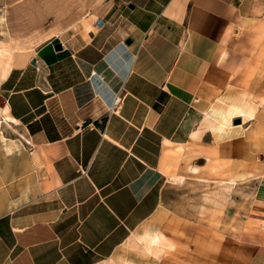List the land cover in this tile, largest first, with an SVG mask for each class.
<instances>
[{
    "label": "crops",
    "instance_id": "obj_1",
    "mask_svg": "<svg viewBox=\"0 0 264 264\" xmlns=\"http://www.w3.org/2000/svg\"><path fill=\"white\" fill-rule=\"evenodd\" d=\"M1 3L0 264H253L264 253V209L214 225L177 211L173 190L181 198L214 163L235 162L238 127L219 130L218 118L264 47V0ZM139 231L149 255L129 249Z\"/></svg>",
    "mask_w": 264,
    "mask_h": 264
},
{
    "label": "rangeland",
    "instance_id": "obj_2",
    "mask_svg": "<svg viewBox=\"0 0 264 264\" xmlns=\"http://www.w3.org/2000/svg\"><path fill=\"white\" fill-rule=\"evenodd\" d=\"M3 21L0 0V71L7 64L9 52ZM232 100L227 107L247 106L253 113L252 119L240 123L236 137L232 139L235 143V162L214 163L215 176L210 175L209 181L202 183L188 181L182 188L181 198L180 187L173 190L176 192L174 207H177V211L186 212L188 218L220 226L230 218L238 228L239 221L247 211L264 209V47L257 55L250 74L237 80ZM209 168L212 169V166ZM225 185H230V190L226 195H221V187ZM147 234L139 231L132 236L129 249L140 256L149 255L148 248L141 243L143 238L149 237ZM147 264H154L153 260L150 259ZM253 264H264V253Z\"/></svg>",
    "mask_w": 264,
    "mask_h": 264
},
{
    "label": "bare ground",
    "instance_id": "obj_3",
    "mask_svg": "<svg viewBox=\"0 0 264 264\" xmlns=\"http://www.w3.org/2000/svg\"><path fill=\"white\" fill-rule=\"evenodd\" d=\"M7 67H4L0 71V78L4 77L6 74ZM218 118V129L222 130L225 127H239L241 124L235 125L232 121L235 118L241 119V123H245L252 119L253 113L249 110L247 106L242 105H230L225 111H220ZM217 120V119H216ZM230 190V185H225L221 187V195L224 193L225 195Z\"/></svg>",
    "mask_w": 264,
    "mask_h": 264
},
{
    "label": "built area",
    "instance_id": "obj_4",
    "mask_svg": "<svg viewBox=\"0 0 264 264\" xmlns=\"http://www.w3.org/2000/svg\"><path fill=\"white\" fill-rule=\"evenodd\" d=\"M94 23H95V25H97L99 27H101L103 25V21L101 19H97ZM119 102H120L119 99H114L112 101L111 106H110V111H113L114 112L115 109L117 108V105H118Z\"/></svg>",
    "mask_w": 264,
    "mask_h": 264
},
{
    "label": "water",
    "instance_id": "obj_5",
    "mask_svg": "<svg viewBox=\"0 0 264 264\" xmlns=\"http://www.w3.org/2000/svg\"><path fill=\"white\" fill-rule=\"evenodd\" d=\"M127 43L129 44L130 43V40H128ZM60 48H61L60 45H57L56 46V49H60ZM32 64L35 65V62L32 61ZM240 123H241V119H239V118H235L233 120V124H235V125L240 124Z\"/></svg>",
    "mask_w": 264,
    "mask_h": 264
}]
</instances>
